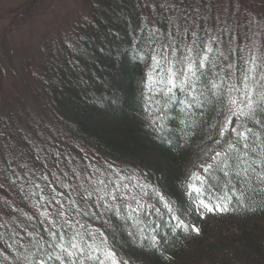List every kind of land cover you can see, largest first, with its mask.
Listing matches in <instances>:
<instances>
[{
    "label": "snow or ice",
    "instance_id": "1",
    "mask_svg": "<svg viewBox=\"0 0 264 264\" xmlns=\"http://www.w3.org/2000/svg\"><path fill=\"white\" fill-rule=\"evenodd\" d=\"M212 7L213 0H156L128 53L148 69L143 111L151 127L162 131L178 115L193 135L206 129L199 163L185 176L186 206L165 199L144 174L111 162L89 161L69 175L57 171L59 153H49L54 168L37 154L39 169L24 165V177L14 170L0 177V188L25 193L31 209L0 201L10 210L0 207V264H129L116 248L113 218L141 248L169 260L170 240L200 234L192 215L250 211L264 197V38H252L264 37V20L248 21L261 32L245 34L251 43L240 46L209 25ZM13 213L19 222L3 219Z\"/></svg>",
    "mask_w": 264,
    "mask_h": 264
},
{
    "label": "trees",
    "instance_id": "2",
    "mask_svg": "<svg viewBox=\"0 0 264 264\" xmlns=\"http://www.w3.org/2000/svg\"><path fill=\"white\" fill-rule=\"evenodd\" d=\"M82 2L88 9V16L78 23L73 46L60 40L61 52L41 62L43 77L33 78L40 87V90L32 88L34 97L36 95L37 101L63 125L69 136L78 140L77 143L68 141L69 153L60 155L64 172L71 175L72 168L83 172L89 161L101 165L108 161L119 168L144 174L145 181L155 185L165 199L186 206L185 176L199 163L198 153L207 133L204 127H198L193 135L180 125L178 115L166 120L162 131L148 123L143 111L148 69L144 63L132 60L128 53L139 36L138 26L151 18L150 3L147 0ZM114 97H118V101L114 102ZM204 119L211 121L213 117L209 114ZM1 129L6 131L2 145L7 148L8 141L13 147L6 159L12 161L14 153L20 154L21 148L28 166L39 169L33 149L28 148L30 144L20 147L13 144L14 135L10 130ZM189 137L190 142L186 143ZM3 150L2 147L1 163L6 160ZM77 151L85 156L77 155ZM51 159L54 168L53 157ZM16 160V169L11 167L12 162L10 166L2 164L0 177L13 170L21 177L25 176L26 169ZM0 183H3L2 179ZM24 195L7 184L0 188V201L7 200L13 208L31 214ZM261 202L264 197L250 211L240 209L206 214L203 219L192 215L189 222L200 228V234L170 240L165 246L169 260L151 249L141 248L113 218L116 248L129 264H264V208ZM0 207L5 213L10 211L2 203ZM17 217L18 213H13L11 217L4 215L3 219ZM96 226L100 227L99 224Z\"/></svg>",
    "mask_w": 264,
    "mask_h": 264
},
{
    "label": "rangeland",
    "instance_id": "3",
    "mask_svg": "<svg viewBox=\"0 0 264 264\" xmlns=\"http://www.w3.org/2000/svg\"><path fill=\"white\" fill-rule=\"evenodd\" d=\"M147 1L151 8L155 6L156 0ZM87 16L88 9L82 0H0L1 157L2 147L5 159L13 149L8 141L7 148L2 145V136L6 132L2 127L14 135L13 144L20 147L29 143L28 148H32L35 155L47 156L48 168H53L49 153L64 155L69 153L68 141L78 142L37 101L32 88L40 90L38 81L33 80L34 77H43L40 63L61 52L60 40L69 47L73 46L75 29ZM211 16L209 25L223 28L225 40L229 39L228 34L231 33L234 42L244 46L251 43V40L245 39V34L252 36V33L261 32L259 23L253 24L249 29L248 21L264 20V0H213ZM252 38L264 37L257 35ZM20 151V154L14 153L12 161L6 159L4 163L0 162V168L2 164L10 166L12 162L11 167L16 169V159L20 167L28 165L27 159L22 157L21 148ZM77 155L85 156L83 152H78ZM62 160L60 157V161ZM63 163L64 161L60 162L57 170L64 171Z\"/></svg>",
    "mask_w": 264,
    "mask_h": 264
},
{
    "label": "bare ground",
    "instance_id": "4",
    "mask_svg": "<svg viewBox=\"0 0 264 264\" xmlns=\"http://www.w3.org/2000/svg\"><path fill=\"white\" fill-rule=\"evenodd\" d=\"M66 143V142H65ZM65 145V144H64ZM49 148V147H48ZM50 149V148H49Z\"/></svg>",
    "mask_w": 264,
    "mask_h": 264
}]
</instances>
